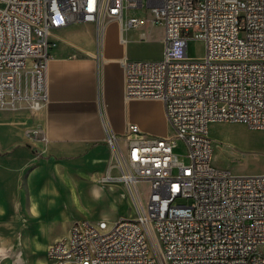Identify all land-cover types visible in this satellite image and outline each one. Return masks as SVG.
Listing matches in <instances>:
<instances>
[{
	"label": "built area",
	"instance_id": "1",
	"mask_svg": "<svg viewBox=\"0 0 264 264\" xmlns=\"http://www.w3.org/2000/svg\"><path fill=\"white\" fill-rule=\"evenodd\" d=\"M113 21L122 43L148 21L163 27L159 60H123L125 97L162 101L174 136L137 124L119 136L102 113L119 171L106 181L123 182L137 217L75 222L49 246L51 264H264V174L215 168L210 136L224 122L264 134V0H0V109L47 104L54 31L94 23L99 35ZM190 40L204 43L202 58L188 56Z\"/></svg>",
	"mask_w": 264,
	"mask_h": 264
},
{
	"label": "crops",
	"instance_id": "2",
	"mask_svg": "<svg viewBox=\"0 0 264 264\" xmlns=\"http://www.w3.org/2000/svg\"><path fill=\"white\" fill-rule=\"evenodd\" d=\"M50 39L47 104L0 112V264H51L49 246L66 239L75 222L112 225L132 215L119 205L130 203L123 182L106 181L119 171L109 169L102 113L119 136L137 124L161 137L153 123L170 124L162 101L126 99L122 62L140 55L121 34L119 43L104 42L94 23H75ZM147 103L159 105L151 111Z\"/></svg>",
	"mask_w": 264,
	"mask_h": 264
},
{
	"label": "rangeland",
	"instance_id": "3",
	"mask_svg": "<svg viewBox=\"0 0 264 264\" xmlns=\"http://www.w3.org/2000/svg\"><path fill=\"white\" fill-rule=\"evenodd\" d=\"M129 15L141 16V12H130ZM134 36L130 37L128 32L125 33V38L130 42L132 47L139 49L140 59L144 60H159L162 54L161 38L163 37V27L157 25L152 26L148 21V26L141 30H135ZM146 34V39L142 40L141 32ZM56 32V31H54ZM53 32V33H54ZM102 34L99 38L101 39ZM104 42L113 40L119 43L120 28L119 23L109 22L103 31ZM121 44V43H120ZM124 46V45H123ZM137 52V50L135 49ZM205 55V45L201 41L190 40L188 42V56L190 58L199 59ZM148 108L152 111L158 108L159 103H147ZM28 103H20L15 108L0 109L4 113H17L20 111H34ZM154 128H160L164 131L163 138L173 137L174 130L172 126L164 122L153 123ZM153 136H160L154 132H148ZM36 135V134H35ZM210 136L216 142L212 165L224 171H229L234 175H260L264 174V134L261 131L251 129L242 123H215L210 127ZM175 153L184 155L186 153L185 146L182 142H178ZM148 183H139V191L141 194L143 205L146 207L149 200ZM129 197V202L125 199L119 200V205L125 208H130L131 216L127 219H135L137 211L132 199L127 190L123 192ZM180 204H185L186 201L179 199ZM264 250V248H263Z\"/></svg>",
	"mask_w": 264,
	"mask_h": 264
},
{
	"label": "bare ground",
	"instance_id": "4",
	"mask_svg": "<svg viewBox=\"0 0 264 264\" xmlns=\"http://www.w3.org/2000/svg\"><path fill=\"white\" fill-rule=\"evenodd\" d=\"M102 34V33H101ZM99 36H100V34H99ZM99 40H101L100 38H99Z\"/></svg>",
	"mask_w": 264,
	"mask_h": 264
}]
</instances>
